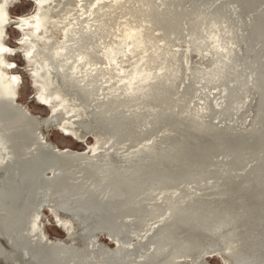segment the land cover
I'll list each match as a JSON object with an SVG mask.
<instances>
[{
	"label": "water",
	"instance_id": "1",
	"mask_svg": "<svg viewBox=\"0 0 264 264\" xmlns=\"http://www.w3.org/2000/svg\"><path fill=\"white\" fill-rule=\"evenodd\" d=\"M38 12L15 43L16 17ZM9 15L5 72L29 108L0 83V264H264V0ZM41 212L67 235L53 223L42 242Z\"/></svg>",
	"mask_w": 264,
	"mask_h": 264
},
{
	"label": "clouds",
	"instance_id": "2",
	"mask_svg": "<svg viewBox=\"0 0 264 264\" xmlns=\"http://www.w3.org/2000/svg\"><path fill=\"white\" fill-rule=\"evenodd\" d=\"M33 2L38 7H42L45 0H33ZM19 3H20V0H2V2H0V83L7 80L9 82V87L15 89V91L13 92L11 96L13 104L15 106L24 107L27 109L29 108L27 103L25 104L17 103V100L19 99L20 88L23 84L22 77L19 74H13L9 76L7 72H5V69L10 72L12 69L17 67L15 62H9L8 60L5 59V56L7 55H11V56L16 55L17 50L7 46V44H5L4 41L9 39V36L7 33V26L11 22V16L9 15V8ZM16 19L21 21V24L23 25V27H21L20 25L16 26V30L21 32V36L19 39L15 40V43L19 45L30 43L29 37L26 35H23V32L26 28H30V27H34L37 30H39L40 23H41L39 12L35 16H29V17L18 16L16 17ZM32 20L36 21L35 25L31 23ZM34 51H35V45H31L30 50L22 54L25 61H27L28 59L32 57ZM35 75H36L35 72L30 73V77L35 76ZM33 87H35V84H33ZM32 100H35L37 104L43 105L45 107H48L50 104L49 100L41 99L39 93H35V92H33L32 95L28 97L29 103ZM53 114L54 113H50L45 119L51 120ZM38 134H39V131H38ZM41 139L43 140L44 137L41 136ZM2 143H3V140L0 139V144ZM49 215H51V210L49 211ZM42 218L44 220V223L40 225V229H39L40 239L42 242L46 240L49 244L53 243V239H49L48 234L45 232V226L51 227L52 224L55 223V226L57 228H60L67 235V230H66V227L64 226V221H66L67 225H71L72 223V221L67 218H64V221H62L60 215L53 216L51 220H48V218L44 216L43 212H41L39 215L35 216V220L32 224L33 231L37 230V223ZM28 234L31 235L32 233H28ZM58 242L63 243L64 241L59 239ZM25 255H27V253H25Z\"/></svg>",
	"mask_w": 264,
	"mask_h": 264
}]
</instances>
